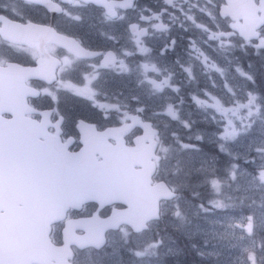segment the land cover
Instances as JSON below:
<instances>
[{
  "label": "snow or ice",
  "instance_id": "snow-or-ice-1",
  "mask_svg": "<svg viewBox=\"0 0 264 264\" xmlns=\"http://www.w3.org/2000/svg\"><path fill=\"white\" fill-rule=\"evenodd\" d=\"M27 2L43 6L47 12L52 14L54 21L53 23H35L29 19L26 22V27L29 29L51 38L49 46L29 41L21 42L28 44V48L31 49L32 61L37 66H40L47 57H52L55 61L51 78L45 79L46 86L30 89L32 96H48L54 101V104L48 109L32 110L39 111L46 120L55 114V127L59 128L64 117L57 107L59 104L58 94L66 92L86 99L92 107L101 113L104 120L112 119L115 115L118 131L128 133L138 129L141 135L135 136L134 142H139L150 134L153 146L159 148L160 154L154 153V158L155 166L160 167L161 161L169 160L173 152L179 156L197 149L190 141L184 142V139L175 131L170 133V143L165 145L155 118H170V123L178 124L191 134L190 140L202 141L205 139L202 132L199 130L193 132L196 121L191 119L190 115L185 118L183 114V106L186 103L195 104L207 113L206 118H210L218 125L217 149L230 158L223 174H220L216 167L215 157L206 158L196 168L199 183L202 187L210 190L211 198L207 203L195 204V207L198 209V213L207 214L215 210L227 213L228 219L221 224V227L225 229L222 238L232 236L237 240L238 243L233 244L232 247H240L239 264H264V92L256 90V78L240 65L235 66V71L246 84L243 88L239 85H232L226 76L227 69L209 56L197 44L198 38L194 36H189L188 39V57L201 64L202 74L207 76L211 88L218 87L211 73L215 72L219 75L223 81V89L227 98L224 95L214 94L209 91L207 86H201L195 69L186 67L179 59L175 60L173 65L161 64L160 60L156 59V57L166 56L170 50H175L176 41L172 39L171 32L176 26L185 32L194 28L205 34L207 37L203 40L205 44L215 41L218 42V47L221 49L227 50L228 46H239L243 49H252L258 54L264 53V32L257 31L253 33L252 38L245 37L237 40L236 33L233 31L234 25L222 27L220 23H217L218 17L223 15L219 0H204L203 4L199 0H195V2L192 0H162L163 6L159 10L142 8L136 19H129L128 13L130 10L135 11L139 8L137 0H27ZM256 3L258 6H264V0H256ZM209 5H212V8H209ZM70 8L94 10L99 13L102 23H123L125 32L130 31L133 36L137 37L135 47L132 50H120L119 47L99 50L84 44L80 38L74 35H62L63 32L60 31L57 21L70 20L82 23L84 19L81 13L73 12ZM213 9H215V13ZM12 11L15 12V9ZM17 15L19 16V14ZM199 15L207 17L212 21V24L202 22L198 18ZM19 18L24 19L23 17ZM177 21H179L178 25ZM4 22L5 17L0 16V25H3ZM153 30L169 34L166 43L159 50L152 49L147 46L145 41L139 39V37L154 36L156 33ZM102 35L110 39L114 45H120V40L116 35H110L107 32H103ZM54 41L62 43L71 55L55 58V51L51 47ZM209 46L212 45L209 44ZM18 47V44L11 42L6 44L4 40H0V68L26 67L6 54L18 50ZM137 52L142 54L140 62L136 64L135 69H132L124 61L130 56H136ZM90 61L91 63H89ZM81 64L87 65L85 71L89 75L81 74L76 77L73 74L77 72ZM113 66L121 69V75H131L135 72L139 85L148 90V95L152 98L159 97L162 101L158 109L151 108L150 110V105L145 102V98L135 93L122 100L119 96L110 99L107 92H102L97 87V83L106 76L107 70ZM57 71L60 73L59 76L56 75ZM92 80L95 83H91ZM182 81H187L189 85L196 87L186 90ZM53 83H55V87H51ZM241 91L243 95L240 94ZM258 121L261 124L258 142L255 138L252 140L249 144L248 155L245 156V163L251 167V171H248L241 167L239 161L242 157L239 154H234L229 149V144L238 143L244 137H253ZM56 162L51 157H41L34 162V167L42 168ZM25 166L26 162L19 149L10 144L7 139H0V176L7 178L17 175L25 169ZM182 171L181 160L177 159L172 169V175L177 176ZM190 174V172H184L185 178ZM157 187L160 189L159 199H162L165 204L171 203L172 217L181 225L187 222L188 216L182 206V202H186L182 190L189 188L187 179L179 183L163 180L157 184ZM233 187L253 194L233 200V197L226 195V189ZM257 193L259 199L256 198ZM190 195L193 200H199L200 193L198 191L192 190ZM238 204L241 209L236 212L234 210ZM161 206L158 203L156 210L151 215L137 223H132L129 228H122L119 222L112 227L123 233L124 243L127 245L131 243L130 238L133 235L150 232L152 224L162 219L165 213L160 210ZM6 216L7 208L0 207V220ZM49 233H51L50 228ZM244 241H248V243H244ZM105 243L106 240L101 238L92 247L99 249ZM204 244L208 245L207 239L204 240ZM164 246V238L157 233L142 249L130 247L127 251L137 259H142L157 256L158 250ZM58 247H65V242L61 241ZM84 247L85 245H79V250H83ZM168 251L172 252L173 249L169 248ZM77 254L76 251L69 248L64 260L56 261L55 264H79L75 258ZM198 254L201 257L206 255L204 251H199ZM207 255L216 256L218 254L209 252ZM0 264H25V262L7 259L4 254L0 253Z\"/></svg>",
  "mask_w": 264,
  "mask_h": 264
},
{
  "label": "flooded vegetation",
  "instance_id": "flooded-vegetation-1",
  "mask_svg": "<svg viewBox=\"0 0 264 264\" xmlns=\"http://www.w3.org/2000/svg\"><path fill=\"white\" fill-rule=\"evenodd\" d=\"M254 1L256 3V0ZM137 2L139 4V8H137L135 11H129V19H136L142 8L159 10L163 6L162 0H137ZM192 2H195V0H192ZM199 2L203 4L204 0H199ZM219 3L220 8H222V6L226 3V0H219ZM65 7L68 6L65 5ZM185 8H187V5H185ZM209 8H212V5H209ZM256 8L257 16L260 17L262 15L261 6H258L256 3ZM13 9H15V12L12 11ZM70 10L81 13L84 16V19L82 23H76L70 20L57 21L60 31L63 32L62 35H74L80 38L84 44L90 46L93 49L99 50L111 49L113 47H119L120 50H132L135 47L137 37L133 36L130 31L125 32L123 23H102L99 13L94 10L77 8H70ZM213 12L215 13V9H213ZM17 14H19V16ZM0 16L5 17L4 24L0 25V40H4L6 44L11 42L19 45L18 50L10 51L6 54L10 55L13 60L26 66H15L16 116L24 121L40 124V131H42L44 134L15 135V137H17L15 140V147L21 152L27 167L37 168L34 167V162L41 157H51L53 159V155H57V157L53 160L58 162L47 165L48 170H51V168L62 169L61 166L69 169L67 171L79 170L83 169V167L90 166L86 164V162H91V165L94 163L98 164L104 160L103 155L117 153L121 154L124 150L132 148L136 145L134 138L137 135H141L138 129L122 135H117V133H108V135L100 134L106 130L110 131L118 129L115 115L112 119L104 120L101 116V113L96 108L92 107L86 99L80 98L74 94L66 92H60L58 94L59 104L57 107L60 114H62L64 117V121L59 128L55 127V114L51 115L46 120L39 113V111H33L32 109H48L54 104V101L48 96H32L30 89H39L46 86L45 79L51 78L55 68V61L52 57H47L43 60V63L40 66H37L32 61L31 49L28 48V44L21 42L29 41L32 43H40L45 46H49V40L51 38L29 29L26 27V22L30 19L35 23H53L54 21L52 14L47 12L43 6L30 4L27 2V0H0ZM19 17H23L24 19L22 20ZM198 18L206 24H212V21L203 15H199ZM181 19H183V17H181ZM241 22V17L232 19L230 16L224 14L217 19V23H220L222 27L240 24ZM178 24L179 21H177V25ZM153 31L156 33L154 36L139 37V39L145 41L147 46L151 47L152 49L159 50L166 43L169 34L167 32L161 33L156 30ZM233 31L236 33L237 40L245 38V36L240 34V32L236 29H233ZM256 31L264 32V22H261ZM103 32H107L110 35H116L120 40V45H114L110 39H108L105 35H102ZM189 36L197 37V44L220 66L227 69L229 65L226 72L227 79H229L228 76H233L235 80L234 84L238 83L240 87L244 85V81L239 76V74L236 73L234 67L236 65H240L244 68L245 59L250 61L264 58V53L258 54L252 49H243L239 46H228L227 50H225L218 47V42L215 41H209L208 44H205L203 43V40L207 38L205 34L200 33L194 28L190 29L189 32H185L179 26H176L171 32L172 39L176 41L175 50H170L166 56L156 57V59H159L160 63L164 65H173V62L179 59L185 64L186 67H193L201 86L209 87L211 85L208 78L202 75L203 67L201 64L194 59H190L187 55ZM209 44L212 46L210 47ZM51 47L55 51V58H60L63 55H71V53L68 52V50L60 42L54 41L51 44ZM141 55L142 54L137 52L136 56H130L124 62L128 67L135 69L136 64L140 62ZM229 59H232L233 66L230 62L228 63ZM89 63H91V61ZM86 68L87 65L81 64L78 67L77 72L73 75L76 77L81 74L85 76L89 75V73L85 71ZM20 69H27L25 72H29L28 74L31 73L32 75L26 76L20 81L21 76L18 74ZM177 71L179 70L177 69ZM120 73L121 69L113 66L107 70L106 76L97 83V87H99L102 92H107L110 99L112 97L119 96L120 99L123 100L126 97H130L132 92H142L143 95L144 93L148 92L146 88L139 85L137 74L135 72H133L131 75H121ZM23 75H25V73ZM56 75L59 76L60 73L57 71ZM211 75L215 78L216 82L220 86H223V81L218 74L212 72ZM182 82L186 90L194 89L196 87L195 85H189L187 81ZM91 83H95V81L92 80ZM51 87H55V83H53ZM219 92L222 95V90H219ZM101 99H103V97H101ZM156 103L158 106L160 103H162L159 97L155 98V102L150 104L155 105ZM1 115L6 118L11 117V113L9 112H3ZM81 121H83V123H81ZM161 131L162 128L160 129V132ZM83 133L86 135H82ZM155 154H160L158 146L155 149ZM153 161L156 163L155 158ZM162 162L163 161H161L160 167L155 166L154 173L152 175V184L163 180L160 173L162 169ZM132 167L135 170H138L141 168V165L133 163ZM25 181H27V179H25ZM25 181H23V183H25ZM44 197L49 198L50 196L47 195ZM15 199L17 201V204L15 205V211H17V215L30 210L29 204L32 202V200L25 196H16ZM7 202L9 203L8 200ZM5 203L2 204L3 206L1 207H6L9 209L10 207L8 205L5 206ZM32 203L34 212L35 199ZM78 205L79 204L69 205L66 208L64 217L51 223L50 238L55 244L60 245L61 241H63L64 230L66 229L68 221L95 215H98L101 218H106L111 216L113 211L125 209L127 207V205L120 200H115L111 203L100 205L98 201L91 199L83 202L79 206ZM160 205L163 206V200L160 201ZM162 206L160 210H162ZM162 219L154 222L152 224L151 230L154 228L155 224L162 222ZM28 224L29 222H27V225ZM120 226L122 228L130 227V225L126 222L121 223ZM73 231L75 234L84 233V229L80 227H74ZM115 232L120 231L114 228L107 230V242L108 239L112 237V234H115ZM71 246L73 250L78 253L75 258L79 261V264H81L80 252L82 250H79V248L74 244ZM88 249L94 248L89 247ZM128 264H138V261L130 260Z\"/></svg>",
  "mask_w": 264,
  "mask_h": 264
},
{
  "label": "water",
  "instance_id": "water-1",
  "mask_svg": "<svg viewBox=\"0 0 264 264\" xmlns=\"http://www.w3.org/2000/svg\"><path fill=\"white\" fill-rule=\"evenodd\" d=\"M261 9L262 15L258 17L254 0H226L221 8L222 13L232 19L242 18L240 24H234V29L249 38L253 37L261 22H264V6ZM25 70L20 69L18 73L20 81L32 75ZM3 112L11 113V117H4L1 115ZM108 133L125 134L118 129L106 130L100 134ZM15 135L44 134L40 131V124L24 121L16 116L15 66H7L0 68V139H7L15 146ZM155 149L149 134L121 154L103 155L104 160L98 164L86 162L90 166L83 169L67 171L69 169L64 166H61L62 169L51 170L47 166H25L17 175L7 178L0 176V207L7 200L9 203H5V206L10 207L7 209V216L0 220V253L7 259L22 260L25 264H55L56 261L64 260L69 248L73 250L72 244L78 248L79 245H85L83 249L92 247L101 238L107 240V230L117 222L131 225L151 215L162 200L159 199L160 189L157 184L163 180L152 184ZM56 157L57 155H53V159ZM133 163L141 165V168L135 170ZM15 195L25 196L32 202L35 199L34 212L31 202L30 210L17 215ZM47 195L50 197L45 198ZM91 199H95L100 205L120 200L127 207L113 211L106 218L95 215L68 221L63 236L65 247H58L50 238L51 223L62 219L69 205H81ZM74 227L84 229V233L75 234Z\"/></svg>",
  "mask_w": 264,
  "mask_h": 264
},
{
  "label": "rangeland",
  "instance_id": "rangeland-1",
  "mask_svg": "<svg viewBox=\"0 0 264 264\" xmlns=\"http://www.w3.org/2000/svg\"><path fill=\"white\" fill-rule=\"evenodd\" d=\"M229 62L232 64V59H229L228 63ZM244 69L254 75L252 68L247 69L244 67ZM254 77L257 81L256 90L264 92V85L262 84L263 76L261 74H255ZM228 78V81L232 85H238V83L234 84L235 80L233 76H228ZM245 84L246 82L244 81V85ZM244 85L241 88H243ZM260 86L263 87V89H261ZM248 87H251V85H248ZM219 90H222V95L227 98L226 93H224L223 86L218 84V87L215 89L209 86V91L214 94L221 95ZM132 94L134 93L132 92ZM135 94L141 95L145 98V102L150 105V110L151 108L158 109L159 106L157 103L155 105L150 104L155 102V98L150 97L148 92L144 93V95L142 92H137ZM240 94L243 95V92L241 91ZM183 112L185 118L190 115L191 119L196 121L193 132L196 130L201 131L205 136L204 140H190L191 134L182 129L178 124L170 123V118L165 119L157 117L155 119L158 122V127L162 128L161 135L165 145L170 143V133L175 131L184 139V142L190 141L197 149L196 151L183 153L179 156L173 152L169 160L162 162V169L160 172L162 179L168 180L170 183H179L180 181L187 179L189 188L182 190V194L186 198V202H182V206L185 208L188 221L181 225L179 221H176L171 215V203L169 202L165 204L163 202L161 211L165 214L163 215L162 222L155 224L154 228L150 232H145L143 235H133L130 238L131 243L127 245L124 243L123 233L121 231L115 232V234H112V237L108 239L107 245L101 249H88L89 247L83 249L80 252L81 264H128L130 260H137L138 264H239L238 258L241 257L240 247H232L233 244L238 243L237 240L232 236H225L222 238V234L225 232V229L221 227V224L224 220L228 219L227 213L221 210H215L207 214L203 212L198 213V209L195 207V204L201 202L207 203L208 199L211 198V192L206 187L199 190H195L194 187L201 186L196 168H198L201 162L206 158L215 157L216 159V152L205 148L201 143H203V141L208 142L209 144L211 143V145L216 146L215 148L218 150L216 143L218 125L211 121L210 118H206L207 113L191 102H188L183 106ZM260 128L261 124L258 121L253 137H244L241 138L238 143L229 144V149L234 154H239L242 157L239 162L241 167L246 168L248 171H251V167L245 163V156L248 155L249 144L252 140L255 138L258 142ZM177 159L181 160V167L183 168V171L179 175L173 176L172 169ZM227 166L228 165L225 164H216V167L221 168H227ZM184 172H190L191 174L185 178ZM241 183H243V181H241ZM192 190L200 193L199 200L192 199L190 195ZM201 191L207 192L203 193ZM252 194L253 193H245L243 190H237L234 187L232 189H226V195L233 197V200ZM256 198L259 199L258 193L256 194ZM240 209L241 206L238 204L234 211L239 212ZM157 233H159V235L165 240V246L158 250L157 256L137 259L127 251L130 247H140L142 249L143 246L149 240L153 239ZM205 239L208 241L207 246L204 244ZM185 243L188 244L189 248L185 247ZM244 243H248V241H244ZM169 248L173 249V251L169 252ZM199 251H204L206 255L201 257L198 254ZM209 252H215L218 255L209 256L207 255ZM195 254L198 259L204 262L196 260L194 256Z\"/></svg>",
  "mask_w": 264,
  "mask_h": 264
},
{
  "label": "trees",
  "instance_id": "trees-1",
  "mask_svg": "<svg viewBox=\"0 0 264 264\" xmlns=\"http://www.w3.org/2000/svg\"><path fill=\"white\" fill-rule=\"evenodd\" d=\"M244 67L249 69V68H252L253 70V74H261L263 76V85H264V58H260L258 60L254 59V60H244ZM263 68V69H262ZM261 87V86H260ZM261 89H263V87H261ZM204 145L205 148H208L212 151H215L216 152V161L218 164H225V165H228V160L230 159L228 156L220 153L218 150H216V146L214 145H211V143L209 144L208 142H205L203 141V143H201ZM240 162V161H239ZM218 168V171L220 174H223L225 172V169L226 168H221V167H217ZM195 190H199V189H202V188H205V187H202V186H198V187H194ZM203 193H206L207 191H201ZM185 247L189 248L188 244L185 243ZM195 259L196 260H200L198 259L197 255L195 254ZM199 262H204L202 260H200Z\"/></svg>",
  "mask_w": 264,
  "mask_h": 264
}]
</instances>
